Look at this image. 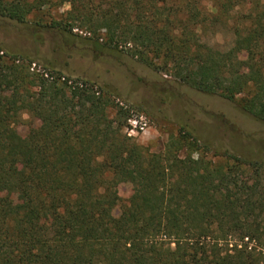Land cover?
<instances>
[{"label":"trees","instance_id":"1","mask_svg":"<svg viewBox=\"0 0 264 264\" xmlns=\"http://www.w3.org/2000/svg\"><path fill=\"white\" fill-rule=\"evenodd\" d=\"M31 15L73 57L126 51L264 122V0H0L1 18ZM222 29L228 49L209 41ZM1 51L0 264H264V159L184 129L148 152L109 90Z\"/></svg>","mask_w":264,"mask_h":264},{"label":"rangeland","instance_id":"2","mask_svg":"<svg viewBox=\"0 0 264 264\" xmlns=\"http://www.w3.org/2000/svg\"><path fill=\"white\" fill-rule=\"evenodd\" d=\"M69 8L65 4L60 12ZM37 20L40 18L32 15L24 23L0 17V50L28 55L32 73L45 77L47 73L49 79L59 74L71 80L89 79L96 87L109 90L115 101L129 110L125 134L145 146L148 152H160L172 136H179L184 129L206 143L209 147H204L205 151L210 154L228 151L264 159V122L242 109L239 98L231 101L200 92L145 65L126 51L97 54L89 44L81 43L86 49L84 57H73L64 50L54 33H44L43 41L29 33L28 29H32ZM209 41L228 49L233 44V35L222 29L209 36ZM245 52V48L237 50L239 62L244 59ZM142 116L141 120L147 125L134 129L130 119L140 120ZM24 117L29 119L27 114ZM17 129L25 135L28 123L18 124ZM117 189L119 196L126 199L133 187L123 180Z\"/></svg>","mask_w":264,"mask_h":264},{"label":"built area","instance_id":"3","mask_svg":"<svg viewBox=\"0 0 264 264\" xmlns=\"http://www.w3.org/2000/svg\"><path fill=\"white\" fill-rule=\"evenodd\" d=\"M32 69H34V68H32ZM45 75L49 76L47 73ZM141 119H143V116L140 118V120L139 119H134V118L130 119V123L133 125L134 129H138V128H142L143 129L145 127V125H147V123L143 122Z\"/></svg>","mask_w":264,"mask_h":264}]
</instances>
